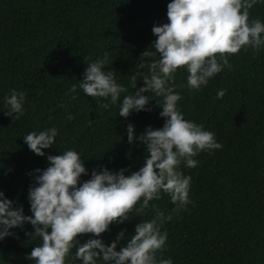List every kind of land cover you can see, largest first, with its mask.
<instances>
[{"label":"trees","instance_id":"obj_1","mask_svg":"<svg viewBox=\"0 0 264 264\" xmlns=\"http://www.w3.org/2000/svg\"><path fill=\"white\" fill-rule=\"evenodd\" d=\"M169 2L0 0V191L13 207L22 205L23 213L31 215L27 193L33 186V170L45 169L47 155L68 148L78 151L84 161L87 174L80 181L102 166L125 169V175L143 166L145 146L135 138L127 141L126 126L134 125V137L148 126L161 127L162 109L157 104L161 98L149 100V110L123 118L118 114L119 100L104 107L106 99L88 97L77 89L73 100L68 89L78 84L88 63L108 51L105 70H113L127 89L121 98L135 92L130 76L137 74L140 87V74L158 58L141 53L147 48L154 51L151 28L168 22ZM252 18L264 22V4L249 9ZM228 60L231 68L222 69L199 91L180 87L187 75L182 69L175 76L184 118L212 131L223 147L199 153L194 157L199 161L196 167L180 165L191 176V203L162 226L168 233L162 257H171L173 264H264V47L257 52L240 50ZM13 88L25 92V111L12 120L4 115L3 98ZM222 88L226 92L217 99ZM53 126L58 129L55 144L43 150L45 156L28 149L24 135ZM151 204L166 212L173 207L162 193L143 214L133 211L123 223L110 224L100 234L102 241L107 245L121 230L127 239L136 223L152 217ZM10 231L13 235L0 240V264H34L28 254L41 241L31 238V225ZM90 237L91 233L78 234L81 243Z\"/></svg>","mask_w":264,"mask_h":264},{"label":"clouds","instance_id":"obj_2","mask_svg":"<svg viewBox=\"0 0 264 264\" xmlns=\"http://www.w3.org/2000/svg\"><path fill=\"white\" fill-rule=\"evenodd\" d=\"M264 4V0H170L166 5L167 23L153 25L156 37L151 47L141 57H158L147 63V72L141 73L142 85L137 87V74L130 76L132 89L126 93L124 84L115 78L116 73L105 70L110 53L87 64L78 84L68 91L76 99L77 89L88 97L104 98L116 105L118 114L127 118L133 112L147 111L148 102L160 97L161 127L145 128L134 137V125L126 126L127 141L135 140L145 146L143 166L125 175V169L116 171L101 167L93 169L90 178L81 154L68 148L58 155H47L48 166L34 169L33 186L27 193L31 215L23 213V206L13 207V201L0 191V240L11 236L13 228L30 224L31 238H39L28 256L34 264H173L172 258H163L167 249L168 233L162 228L172 220L173 214L186 210L191 203L189 190L191 176L181 171V163L193 168L199 163L194 157L199 153H212L223 145L212 131L202 124L185 119L178 102L175 76L178 69L187 73L180 87L199 91L224 68H231L228 56L240 50L257 52L264 47V22L259 18L249 20V9ZM144 62L139 64L143 68ZM226 89H218L216 98L224 96ZM147 93V94H145ZM25 92L13 88L3 98L4 115L18 119L24 114ZM71 119V114H68ZM58 129L49 127L29 131L22 138L29 150L38 156L55 144ZM166 194L173 205L167 212L151 204L153 215L139 221L133 234L125 238L124 230L107 245L100 238L110 224L123 223L130 213L143 214L150 201L160 200ZM91 233L83 243L78 234ZM122 239L126 243L117 245ZM75 249L74 252L71 250Z\"/></svg>","mask_w":264,"mask_h":264}]
</instances>
